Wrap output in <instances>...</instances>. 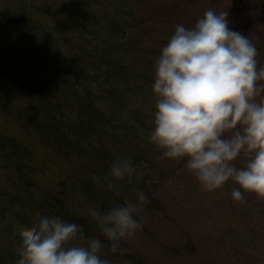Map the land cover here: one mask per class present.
I'll list each match as a JSON object with an SVG mask.
<instances>
[{
  "label": "trees",
  "instance_id": "1",
  "mask_svg": "<svg viewBox=\"0 0 264 264\" xmlns=\"http://www.w3.org/2000/svg\"><path fill=\"white\" fill-rule=\"evenodd\" d=\"M189 5V0H0V264H15L16 228H30L40 215L78 224L82 235L76 243L99 236L90 209L103 212L136 199L126 182L118 191L107 188L109 166L119 158L140 173L135 188L147 202L137 211L145 216L164 215L169 196L159 190L166 182L176 180L178 189L183 179L194 177L183 160L163 157L148 141L154 61L175 30L173 17ZM251 39L262 57L263 42ZM233 186L238 185L229 180L197 194L184 209L206 219L210 205L201 207V201L218 198L224 210L213 214L221 217L222 211L225 226V237L218 239L239 252L234 264H243L242 251L248 264H264L263 242L254 244L249 225L242 231L237 226L249 199L234 202ZM110 243L103 239L102 256L113 264H181L168 257L146 263L121 250L113 254ZM196 244L186 238L181 254L194 255Z\"/></svg>",
  "mask_w": 264,
  "mask_h": 264
},
{
  "label": "clouds",
  "instance_id": "2",
  "mask_svg": "<svg viewBox=\"0 0 264 264\" xmlns=\"http://www.w3.org/2000/svg\"><path fill=\"white\" fill-rule=\"evenodd\" d=\"M227 17L226 9L210 8L193 26H175L154 61L148 141L163 157L183 160L202 191L231 180L238 185L231 190L234 202H244L245 193L264 200V66L253 40L229 28ZM139 177L128 159L110 164L107 188L118 191L126 182L136 199L103 212L90 209L100 235L86 244L76 243L78 224L56 215L17 227L15 264H113L102 256L103 239L115 254L142 227L135 213L147 201L135 188Z\"/></svg>",
  "mask_w": 264,
  "mask_h": 264
},
{
  "label": "rangeland",
  "instance_id": "3",
  "mask_svg": "<svg viewBox=\"0 0 264 264\" xmlns=\"http://www.w3.org/2000/svg\"><path fill=\"white\" fill-rule=\"evenodd\" d=\"M189 1L191 5L182 14L173 17L174 22L177 24L181 22L185 27H191L206 10L211 8L219 12L226 9L227 18L230 21L229 28L250 33L258 45L259 42H263L262 54L264 53V0ZM160 18L164 17L161 15ZM257 61L258 66H264V55L260 58L257 56ZM234 163L239 167L242 159L238 158ZM175 182L176 180L166 182L159 190V194L168 192L166 194L169 196L167 199V195L164 194L165 199L168 200L167 205L163 203L164 215L160 212L148 211V215L145 216L137 211L135 215L140 216L138 219L143 221L142 228L138 229L131 237L122 240L120 250L139 255L146 263H153L159 258L168 257L165 259H172L181 262V264H234L239 259V252L232 245L228 246L218 239L219 236L220 238L225 237L222 211H220L222 218L213 214L224 210L222 206L224 203L218 198L208 200L206 198L201 201V207L210 205L211 211L205 214L206 219L196 218L191 211H186L184 208L193 202L197 194L199 198L205 191L201 190L195 177L183 179L178 189L174 188ZM245 197L247 200L249 199V202L242 210H246L247 215L237 221V226L242 231L243 227L249 225L252 229L254 244L261 245V242L264 244V200L258 199L252 193H245ZM196 209H198L197 206ZM148 216L150 220H148ZM149 221L150 223H148ZM186 238L193 239L197 243L192 256L185 252L183 255L180 252V247ZM241 255L240 262L248 264L250 258L246 252L242 251Z\"/></svg>",
  "mask_w": 264,
  "mask_h": 264
}]
</instances>
